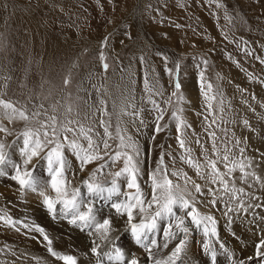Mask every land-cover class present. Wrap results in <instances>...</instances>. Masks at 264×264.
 Instances as JSON below:
<instances>
[{"label":"rangeland","instance_id":"rangeland-1","mask_svg":"<svg viewBox=\"0 0 264 264\" xmlns=\"http://www.w3.org/2000/svg\"><path fill=\"white\" fill-rule=\"evenodd\" d=\"M107 1L0 0V87L2 83H7L3 93H0V98L10 100L16 108L26 111L29 116L27 121L19 118L12 122L6 118L0 119V125L9 130L8 133L0 132V142L6 145L8 157L13 162L21 163L22 133L29 129L43 131L41 124H51L49 117L56 118V129L60 136L63 135L61 126L67 125L69 120H74L77 124L83 125L85 130L92 129L90 134L97 140L100 138L97 133L103 136L104 130L99 125V120L103 119L111 125L109 128L111 139L108 142L112 146L113 154L117 150H122L118 147L119 136L131 137L140 148V159L143 161L141 167L150 172L161 152L158 145L167 146L164 151L170 149L177 157L175 167L188 172L196 182L204 184V181L196 177L194 169L179 160V156L183 153L177 143L176 121L171 117V113L177 112V115L191 125L186 132L189 136L188 144L192 148V157L200 159L203 163L202 148L193 142L192 133H195L203 147L208 150L207 155L214 159L212 141L205 131L208 122L204 120V116L208 115L207 103L210 102L217 121L208 131H215L216 145L221 153L225 146L236 153L237 149L233 147L234 141L236 138H243L242 146L247 149V155L260 159L263 152L260 148H255L257 146L252 140L255 139L254 135H257V124L261 123L264 128V106H262L264 101L255 90L257 87L252 81L261 82L264 89V63L257 59V57L264 59V7H261L264 0ZM217 3L222 7H217ZM116 5L121 6L118 8ZM105 38H107V47L102 46ZM101 52L109 65L107 72L101 67L99 60ZM248 52L251 55L246 54ZM204 60H207V64L203 63ZM176 63L180 65L179 95L183 97L182 101L171 96L175 90L174 77H170L165 70L166 67L174 68ZM202 71L205 85L207 83L212 85L209 96H215L214 100L206 101L202 94L200 77ZM146 73L150 85L158 82L157 86L163 92V96L152 97L165 110L164 120L160 123L167 124V127L159 134L154 133L157 111L149 103V93L144 89ZM234 75L235 77L241 75L239 78H245L246 84H238L231 79L235 78ZM250 75L253 80L249 79ZM66 78L70 80L68 85L64 84ZM0 91L2 92L1 88ZM169 98L171 103H164ZM100 99L106 101L108 115H101L98 111L101 107ZM133 104L138 115L131 118L123 115L122 110L131 112ZM69 109L71 111H67ZM180 109L182 111H179ZM36 111L41 112V115L33 117L32 113ZM92 111L94 117L88 114ZM245 119L249 121L250 128L243 125ZM81 143L87 146L86 141L81 140ZM65 156L70 160L75 171L79 162L70 149H65ZM237 158H239L238 153ZM45 162L40 160L37 163L34 160L35 166L31 168L32 172L36 174L42 172L43 166L47 163ZM166 164H169L171 171L170 159H166ZM94 167H96L95 163L88 166L85 172L79 173L73 180L72 187L80 186L82 193L86 194L87 190L80 181L87 179ZM122 167V160L117 161L109 169L98 173L96 182L111 186L112 174ZM220 167L225 171L222 165ZM5 170L8 175L0 176V187L19 189L18 184L11 179L15 174L14 170L10 166ZM69 175L71 176V173ZM45 176L48 177V174L46 173ZM146 180L147 177L142 176L139 182L142 190L148 192ZM178 182L183 187V181ZM117 183L122 192L134 191L127 189L125 176L117 178ZM148 183L150 184V181ZM237 186L245 187L247 192L258 198L256 200L245 196L246 204H264V193L257 195L255 186L248 189L245 184L241 185L239 182ZM189 189L192 190L191 185ZM23 192L33 198L30 203L35 213L30 216L31 207L26 211V218L22 216L15 220L31 226L38 225L43 227L45 232L48 220L52 225L59 223L43 205L42 198L30 190ZM86 198L95 201L98 219L109 216L110 211L107 209L111 208L113 201L124 199L123 196L113 197L111 201L97 197ZM198 199H211V197H198ZM21 201L25 202L22 199ZM25 203L23 204L26 205ZM197 207L201 214H211L217 221V237L211 238L213 246L217 248L216 251L221 250L218 242L225 245V243L234 244L236 240L260 238L258 234L263 230L264 220H260L259 217L264 216V207L252 208L238 214L232 212L227 216L223 214L226 211L223 201H220L216 208L200 204H197ZM59 208L58 205L56 217H62V220L66 219L68 222L70 217L64 218L59 213ZM42 213L46 215L41 216ZM177 214L183 215L181 212ZM0 215H3V212L0 211ZM235 215L241 220L235 222ZM248 217L252 218V226L250 223V227L246 228ZM1 222L3 221H0L1 229L34 240L33 232L36 231L33 228L25 229L21 223L17 225L20 228L17 232L15 228ZM167 224V220L160 224L161 230ZM186 225L189 227L187 246L176 264H211L210 256L204 253L202 246L199 248L202 240L207 239L203 236L202 228L191 224L190 218L186 221ZM237 225H240V230L237 229ZM123 227L126 230L125 240L133 242L129 247L142 252L141 255H131V252L128 257H140L143 260V250L134 242V238L126 228L125 218L118 226L114 225L112 235H119ZM80 230L85 234L84 238H91L92 241L93 237L88 235L89 230ZM161 236L162 231L157 234V238ZM70 237L61 236V240H69L67 243L71 246V250L77 252V245L72 241L77 239L74 236ZM229 252L235 254V251ZM105 258L103 257V260ZM197 259L202 260L197 261ZM216 262H219V257ZM57 264L63 262L57 261Z\"/></svg>","mask_w":264,"mask_h":264},{"label":"snow or ice","instance_id":"snow-or-ice-1","mask_svg":"<svg viewBox=\"0 0 264 264\" xmlns=\"http://www.w3.org/2000/svg\"><path fill=\"white\" fill-rule=\"evenodd\" d=\"M216 6L222 7L219 3ZM225 38L227 39V36ZM102 46L107 47V38L102 42ZM246 54L251 55L250 52ZM140 59L143 62V57ZM257 59L264 63V59H260V57H257ZM99 60L103 71L107 72L109 65L103 52L100 53ZM165 60H167L166 57ZM203 63L207 64V60H204ZM165 70L170 77H174L175 90L171 93V96L182 101L183 97L179 95L181 89L179 63H176L174 68L166 67ZM200 77L201 91L205 100H214L215 96H209L212 85L211 83L205 85L203 71L200 73ZM252 78L250 75L249 79ZM69 83L70 80L66 78L64 84L68 85ZM157 83L150 85L148 75L145 74L144 89L149 93V103L157 111L154 133L159 134L167 127V124L160 123L164 120L165 110L152 98L154 95L163 96V92L160 91ZM164 103L170 104L171 98L164 101ZM99 104L101 107L98 111L101 115H108L106 101L100 99ZM41 107L43 106L41 105ZM131 108L133 109L131 112L122 110V114L130 118L136 117L138 115L136 106L133 104ZM207 109L208 115L204 116V120L208 122L205 131L212 141L214 159L207 155L208 150L203 147L201 140L195 136V133H192L193 142L202 148L203 163L200 159L192 157V148L188 144L189 136L186 132L187 129L191 128V125L177 115V112L171 113V117L176 121L177 143L183 153L179 156V160L194 169L196 177L204 181V184L196 182L188 172L175 167L177 157L170 149L164 151L167 146L158 145L161 152L153 169L147 172L141 167L143 161L140 159V148L131 137L119 136L120 143L118 147L122 150L112 153V146L108 142L111 139L109 131L111 125L108 121L99 120V125L104 131L103 136H100L99 133L96 134L100 137L97 140L93 139L90 134L92 129L85 130L83 125L77 124L74 120H69L67 125L61 126L63 135L60 136L57 133L56 118L54 116L49 117L51 124H41L43 131L29 129L22 133L21 163L13 162L7 155L6 145L0 142V176L8 175L5 169L10 166L15 173L11 176V179L18 184L20 191L30 190L36 193L39 198H42L43 205L53 215V218H56L57 206L59 205L62 216L64 218L70 217L68 220L70 224L89 230V237L94 236L95 239L92 240L90 251L86 255L95 257L96 264H103V257H107L109 261H114L115 264H148L149 261L151 264H176L187 246L189 227L186 225V221L189 218L191 224L197 228H202L203 236L207 238L202 240L203 251L210 256L211 264H216L217 251L211 238L217 237V221L211 214H201L197 204L216 208L218 203L223 201L226 209L223 213L225 216L237 210L247 212L252 208L264 207V204L260 203L246 204L245 196L256 200L258 198L247 192L245 187L237 186L238 182H242L247 185L248 189H251L255 184L264 187V177L256 174L254 167L258 165H254L255 157L247 155V149L242 146L244 143L243 138H236L234 141L233 147L237 149L236 153L227 146L224 147L221 153L216 145L215 131H208L217 121L213 105L210 102L207 103ZM179 111H182V109ZM221 111H223L222 108ZM40 115L41 112L39 111L32 113L33 117ZM5 118L9 122L16 118L29 120L26 111L16 108L10 100L0 98V119ZM71 125L76 126L72 127ZM243 125L246 128L251 127L246 119L243 121ZM117 131L119 132V128ZM0 132L8 133L9 130L7 127L0 125ZM81 140L87 142L86 147L81 143ZM65 149H70L79 162L75 171H73L72 163L65 156ZM237 153L239 158H237ZM166 159L171 161V171H169V164H166ZM260 159L264 161V153H261ZM34 160L37 163L40 160L47 162L49 177L47 180H40L33 175L31 168L35 166L33 164ZM120 160L123 162V167L112 174L111 186L96 182L98 173H102L104 169H109ZM94 163L96 167L88 174V178L80 181L81 185L87 190L84 194L80 186L72 187V183L79 173L85 172L86 168ZM221 165L225 171L221 170ZM249 169L253 170L249 171ZM237 172L239 173L238 177L234 175ZM69 173H71V176ZM122 176L127 177V189L134 191H121L117 178ZM142 176L147 177L145 183L148 184V192L143 191L141 188L139 180ZM180 180L183 181V187L178 182ZM148 181H150V184ZM189 185H191L192 190L189 189ZM193 190L196 195H193ZM120 196H123L124 199H117L111 203V208L115 210L114 214L102 219L97 217L95 201L86 198L97 197L111 201L113 197L119 198ZM198 197H211V199H198ZM233 203L236 205L235 208L231 206ZM178 212L183 213V215H178ZM116 217L126 218L125 226L130 231L136 244L143 250V260L140 257L126 258L123 251L114 245L113 241L116 237L112 234ZM259 219L264 220V216H260ZM165 220L168 221V224L161 230L160 222ZM0 221L15 228L17 232L20 230L17 225L23 223L13 220L12 217L7 215H0ZM23 227L25 229L31 227L42 235L43 240L47 242V251L56 261H62L63 264H78L75 255L63 254L53 248V239L49 237L43 227L31 226L27 223H23ZM161 231L162 236L158 239L157 234ZM233 235L235 236V233ZM258 235L260 238L254 245L253 256L245 259L233 260L234 253L229 252L222 242H218V247L224 250L228 258L232 260V264H245L246 260L252 261L253 264H264V230ZM97 240L113 246L110 250H102V245L97 243ZM174 241L175 243H173ZM170 245H172L171 248ZM164 250H168V252L161 257L160 254Z\"/></svg>","mask_w":264,"mask_h":264},{"label":"bare ground","instance_id":"bare-ground-1","mask_svg":"<svg viewBox=\"0 0 264 264\" xmlns=\"http://www.w3.org/2000/svg\"><path fill=\"white\" fill-rule=\"evenodd\" d=\"M106 1L104 0V2H106ZM116 4H118V3H116ZM109 7H110V5H109ZM261 7H264V4H262ZM121 9H123V8H121ZM260 11H262V10H260ZM235 71H234V73H235ZM239 74H241V73H239ZM239 76H241V75H239ZM239 76L235 77V75H234L235 78H231V79L236 81L238 84H242V83L246 84L245 78H239ZM252 82L254 85H256L257 89H255V90L257 91V93H259L260 98L263 99V101H264V89L261 86V82H258V81H252ZM6 84L7 83L1 84L0 88H1L2 92L0 91V93H3V90L6 88ZM3 86H5V87H3ZM72 110H73V108H72ZM67 111H69V110H67ZM258 111L260 112V109ZM85 112H86V110H85ZM261 112H263V109H261ZM91 113H93V111L88 112V114H91ZM83 115H85V114H83ZM91 115L94 117L93 114H91ZM89 117H91V116H89ZM84 120H86V119H84ZM256 132H257V135L256 136L254 135L255 139L253 138L254 140H252V141L257 146L255 148H260L261 151L264 153V128H263L261 123L257 124ZM250 135H252V134H250ZM255 164L258 165V166L254 167L256 174L264 177V161H262L261 159H255L254 165ZM43 167H44V169L42 172H40L39 174L33 173V175L37 176V178L39 177L40 180H47L48 177L45 176V174L47 173V163ZM251 170L252 169H249V171H251ZM44 172H46V173H44ZM236 176L237 177L239 176L238 172L236 173ZM240 183L242 185V182H239V184ZM14 185H16V184H14ZM245 186H247V185H245ZM254 186L256 187L257 195H259V194L262 195L264 193V187H261L260 184H255ZM193 193H194V190H193ZM21 199L24 200L26 203L21 201ZM31 199L33 200L32 197L28 196L25 192L20 191L17 187L13 188V189H2L0 187V211L3 212V215H7V216L12 217L13 220L19 219L22 216L25 217L26 211L32 207V205L30 203ZM23 203H25L26 205H24ZM107 204L109 205L110 203L107 201ZM104 206H106L105 201H104ZM232 207L233 208L236 207L235 203L232 204ZM102 210H104V209H102ZM107 210L110 211L109 215L114 214V211H113L114 209L110 208ZM30 211H31L30 216H32L33 213H35V210L32 207V210L30 209ZM244 212L245 211H243V210L234 211V213H236V214L244 213ZM42 215H46V213H44V214L42 213L41 216ZM56 218L57 219H55V218H53V219L57 220L59 222L58 224L52 225L49 220L46 223V225H47L46 226L47 227L46 233L49 235V237L51 239H53V248L56 251H59L61 253H70L71 255H75L78 259V264H96L95 257H93L91 255H86L90 251V246L92 244L91 238H84L85 234L81 233V230H80L81 228L78 229L76 227L78 229L77 230L76 228L69 227L72 224H70L69 222H66V219L62 220V217H58V216ZM124 218L125 217H116L114 220V225L118 226V224L120 222H122ZM234 220H235V222H237V221H240L241 219L236 217V215H235ZM251 220H252V218L248 217V220H247L248 223L246 225V228L250 227V223L252 226ZM163 222L164 221L160 222V224H163ZM1 224H4V223L1 222ZM239 226L240 225H237L236 227H237V229L240 230ZM121 230H123L122 232L121 231L119 232L120 234L122 233L121 236H120V234L119 235L116 234L114 236V237H116V239L113 241L114 245L116 247H119L121 249V251H123L126 258H128V256L130 255L131 252H132L131 255L132 254L133 255H141L142 252L135 251L131 247H129V245H131L133 242H132V240H125L124 237H125L126 230H124V227L121 228ZM263 230H264V225H263ZM1 232H3V233H1ZM39 234L40 233L33 232V235L35 237H34V240H31L27 236H21L20 234L12 232V231L7 232L5 229H1V227H0V264H55V262L57 264V261L54 260L55 258L52 259L50 253L47 251V242L44 241L42 235H39ZM61 236H62V238H67V237L71 238L70 236L76 237L77 240H72V241L76 243L78 251L76 250L77 252H73L71 250V246H69L67 243L69 240H61ZM93 239H95L94 236H93L92 240ZM257 241L258 240H236V241H234L235 242L234 244L225 243V246L228 249V251H235L233 260L245 259L247 257L253 256L254 245ZM134 242H135V240H134ZM97 243L102 244V247H103L102 250H110L113 246L112 244H107L106 242L99 241V240H97ZM173 243H175V241ZM236 245L239 247H236ZM171 246L172 245H170V248H171ZM200 246H202V243H200L199 248H200ZM166 252H168V250H164V252H162L160 254V256L163 257ZM221 252H224V250L221 249V250L217 251V257H219V262H216V264H224V263L225 264H232V261L228 258V256L225 254H220ZM106 260H107V262H106ZM199 260H202V259H197V261H199ZM103 262L106 264H109V263L115 264L114 261H109L107 259V257L103 260ZM148 264H151V262L149 261ZM245 264H253V262L246 260Z\"/></svg>","mask_w":264,"mask_h":264}]
</instances>
